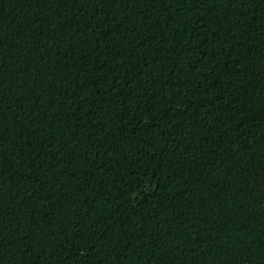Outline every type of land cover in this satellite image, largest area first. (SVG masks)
Wrapping results in <instances>:
<instances>
[{
    "label": "trees",
    "instance_id": "16d2710c",
    "mask_svg": "<svg viewBox=\"0 0 264 264\" xmlns=\"http://www.w3.org/2000/svg\"><path fill=\"white\" fill-rule=\"evenodd\" d=\"M0 264H264V0H0Z\"/></svg>",
    "mask_w": 264,
    "mask_h": 264
}]
</instances>
